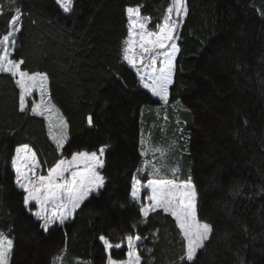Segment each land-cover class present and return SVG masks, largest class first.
I'll use <instances>...</instances> for the list:
<instances>
[{"label": "trees", "instance_id": "16d2710c", "mask_svg": "<svg viewBox=\"0 0 264 264\" xmlns=\"http://www.w3.org/2000/svg\"><path fill=\"white\" fill-rule=\"evenodd\" d=\"M170 2L77 0L63 16L52 0H16L23 16L12 58L24 60L22 70L47 74L48 98L67 123V140L57 151L44 119L19 110L13 77L0 74V232L14 239L11 264H52L60 254L106 264L100 235L113 244L141 236V264H187L179 260L184 242L175 221L161 210L144 218L130 199L142 161L140 112L156 101L122 63L125 10L139 7L150 18L148 29L156 30ZM187 5L169 103L179 102L188 114L186 156L198 216L214 228L192 264H240L241 258L264 264V0ZM0 7L2 38L13 13L8 0ZM23 144L36 152L42 174L75 152L110 146L105 189L45 232L13 183L10 161ZM125 253V246L111 252L121 260Z\"/></svg>", "mask_w": 264, "mask_h": 264}, {"label": "snow or ice", "instance_id": "6c2138e0", "mask_svg": "<svg viewBox=\"0 0 264 264\" xmlns=\"http://www.w3.org/2000/svg\"><path fill=\"white\" fill-rule=\"evenodd\" d=\"M64 13L74 10V0H56ZM11 6V19L9 31L0 38V74H10L15 79V84L20 90L19 110L24 112L26 97L35 89L42 94L47 89V74L41 72L30 73L21 69L24 60L12 58L16 40L15 33L20 31L22 20V8L17 6L16 0H8ZM3 9L0 7V13ZM129 18L128 37L123 48V59L137 68L140 73L139 80L145 89L153 96L167 105L169 103V86L173 83L175 71V59L180 51L176 41L179 39L177 30L188 15L187 0H171L163 17L162 23L156 26V30H149L147 24L150 18L142 17L139 7L126 9ZM148 63L142 68L137 63ZM160 67H157V64ZM179 103V102H177ZM33 114L43 115L48 112L49 126L51 128L52 114L56 112L53 105L33 104ZM58 115V113H56ZM167 120V117H165ZM92 124V118H88ZM60 127L63 130L60 138L56 140L58 148H62L67 140V123L60 117ZM182 131V130H181ZM53 139H56L53 137ZM142 156L159 154L162 161L159 166L151 160H144L143 166L137 172H143L147 167L152 168V174L156 179L141 183L135 176L131 186L130 199L140 203L139 212L147 218L150 213L158 209L171 215L183 239V255L179 257L182 262L192 264L199 251L206 250L207 244L214 235L213 226L198 216L197 191L191 176L186 181L177 180L178 167L168 168L166 157L171 151L160 147L148 148L144 139H141ZM110 146L103 145L98 151H78L71 155L70 159H59L55 165L48 169L47 175L40 174V163L36 152L28 145L23 144L14 149V155L10 164L14 172V185L22 190L23 205L38 220L42 221L41 228L47 232L54 225H64L73 218L77 209L93 194L99 195L105 189L108 177L104 171L108 166L105 154ZM174 178H163L168 173ZM148 190L147 203H141L142 190ZM31 206V207H30ZM123 207V205H121ZM35 208V211H32ZM247 234V228H245ZM143 238L139 235H127L120 243H111L109 238L100 235L105 251L108 253L106 264H141L142 257L139 253V242ZM255 239V237H253ZM126 241V259L113 258V249H121ZM14 250V239L0 232V264H11V256ZM151 252V249L147 250ZM240 264H244L240 259Z\"/></svg>", "mask_w": 264, "mask_h": 264}, {"label": "rangeland", "instance_id": "374dc122", "mask_svg": "<svg viewBox=\"0 0 264 264\" xmlns=\"http://www.w3.org/2000/svg\"><path fill=\"white\" fill-rule=\"evenodd\" d=\"M165 15H166V11H165L163 17ZM125 16H126V20H127V35H126V38L122 42V48H121L122 63L125 66H127L130 70H132V72L135 74L136 78L138 79L140 88L145 90L151 96V98H153L156 101V104L154 106L149 107V108L143 107L141 109V112H140V133H139L140 155H141V151L143 150V146L141 145V139H144L148 148L160 147L163 149H167L169 146H171V151L166 157V163L168 165V168L178 167L179 171L176 174L175 178L179 181H186L188 179V177L190 176L189 175L190 162L189 163L187 162L188 159L186 156L187 151H188V149H187V144H188L187 121L188 120H186L185 118H186V115L188 116V114L180 103L175 102V103H168L167 105H165L159 99V97L153 96L152 93L148 89H145L143 87L142 83L140 82V80H139L140 73L137 72V68L133 67L132 65H130L127 61H125L123 59V48L125 47V41L128 37V25H129V18H128L126 10H125ZM162 20H163V18H162ZM162 20H161V23H162ZM179 29L177 30V35L179 32ZM8 31H9V26H8ZM16 33H15L14 38H16ZM176 43H177V41H176ZM12 49L13 48H10L9 50L12 52ZM147 63H148V61H147V59H145L142 64L138 62L137 67L142 68L143 65L147 64ZM160 66L161 65L158 63L157 67H160ZM14 82H15V79H14ZM18 90H19V88H18ZM19 92H20V90H19ZM33 104H42V106L48 105V104L51 105L49 98H48V90L46 89V92L44 94H42L39 89L33 90L32 94L30 96L26 97L27 107H26L25 111L28 110V112L30 114L37 116V117H41L44 119V121L46 123L48 138L53 143V145L55 146L57 151H60L61 148H58L57 143H56V140H58L60 138L62 131H63L60 127V117H62L60 112L57 109H55L56 112H54L52 114L51 128H50L49 120H48L49 113L44 112L43 115L33 114L31 111ZM56 113H58V115ZM165 117H167V120H165ZM53 137H55L56 139H53ZM65 141H64V143H65ZM70 158H71V156L69 158H62V159H70ZM141 159H142V161L140 163L139 168L143 166L144 160H151L153 163L157 164V166H159V164L162 162L160 160L159 154L153 155L151 152H149L148 156H142L141 155ZM47 171L43 175H47ZM38 172L40 174H42L40 168L38 169ZM136 178L139 179L141 181V183L146 184L148 182V180L156 179L158 177L152 174V168L149 166L145 169V171L137 172ZM163 178H174V177L169 172L168 175L163 177ZM147 194H148V190H146V189L142 190V192H141L142 203H147V200H146ZM93 195H95V194H93ZM26 210L31 214V212L28 209H26ZM158 210H160V209H158ZM32 211L34 212L35 208H32ZM161 211L163 212V210H161ZM163 213H165V212H163ZM165 214H167V213H165ZM169 216L174 220V218L171 215H169ZM32 217L40 224V227H41L42 221H38L33 215H32ZM57 225L60 226L59 224H57ZM124 246H125L126 252H127L126 241L124 243ZM126 258L127 257H126V253H125L124 259H126ZM52 264H90V263L87 261L76 259V258H71L70 260L69 259L65 260L64 255L60 254L53 259Z\"/></svg>", "mask_w": 264, "mask_h": 264}, {"label": "water", "instance_id": "95a60500", "mask_svg": "<svg viewBox=\"0 0 264 264\" xmlns=\"http://www.w3.org/2000/svg\"><path fill=\"white\" fill-rule=\"evenodd\" d=\"M52 1L54 3L55 7L58 9V11L61 13V15H63V16H69V15H71L72 12L71 13H64L62 11V9L60 8V6L57 4L56 0H52ZM76 1L77 0H74V4H75Z\"/></svg>", "mask_w": 264, "mask_h": 264}]
</instances>
